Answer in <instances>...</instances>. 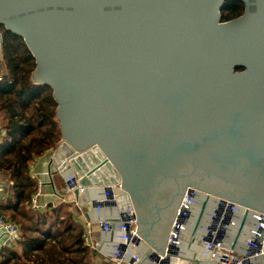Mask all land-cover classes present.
Here are the masks:
<instances>
[{
    "label": "water",
    "instance_id": "1",
    "mask_svg": "<svg viewBox=\"0 0 264 264\" xmlns=\"http://www.w3.org/2000/svg\"><path fill=\"white\" fill-rule=\"evenodd\" d=\"M242 2L224 22V0H0V27L37 60L31 81L54 92V165L80 205L116 187L109 239L136 218L140 264H216L205 228L240 251L248 214L264 217V0Z\"/></svg>",
    "mask_w": 264,
    "mask_h": 264
},
{
    "label": "trees",
    "instance_id": "2",
    "mask_svg": "<svg viewBox=\"0 0 264 264\" xmlns=\"http://www.w3.org/2000/svg\"><path fill=\"white\" fill-rule=\"evenodd\" d=\"M223 4L224 22L245 11L242 0H224ZM0 30L7 69L0 80V113L5 114L0 125L5 132L0 138V172L9 175L11 189L10 196L0 201V215L22 228L18 248L5 253L2 264H95L85 231L70 212L61 215L62 207L48 205L40 213L32 207L39 185L31 175L34 159L54 150L62 137L57 104L50 87L32 83L36 59L23 37L4 27Z\"/></svg>",
    "mask_w": 264,
    "mask_h": 264
},
{
    "label": "built area",
    "instance_id": "3",
    "mask_svg": "<svg viewBox=\"0 0 264 264\" xmlns=\"http://www.w3.org/2000/svg\"><path fill=\"white\" fill-rule=\"evenodd\" d=\"M51 151L50 154H52ZM48 154V153H47ZM35 164L40 160L38 158L34 159ZM37 169V168H36ZM39 177V189L36 192L37 194L32 199V207L34 210L44 213L48 205H54V197H59L63 202H67L66 197L72 196L74 201L70 202L73 206L75 212L72 213V217L77 225H81L85 231V239L88 245L90 241V237H93V226H95L94 222H89L85 215L86 214H96L98 217L106 213L104 208V203L111 202L116 200L117 195L115 194L114 188L115 186H110L109 190L113 192L105 193V196L97 200L99 203L97 206H93L91 202L84 203L82 205L79 204L78 201L75 200V191L79 190L82 194L84 193L83 189L80 188L77 184L76 186V176H70L68 178L62 176L61 173L57 170L54 162L52 160V164H49V168L43 172V174L37 173ZM51 177L52 181L49 179ZM63 180V184L65 188L59 190V181ZM43 185H49L52 190V195H46L41 192V188ZM10 188L9 183L1 184L0 183V194L4 193L6 189ZM65 190L66 193L62 191ZM195 190L189 191L187 194L194 196ZM186 194V196H187ZM112 198L110 199V197ZM51 199V201L46 202L47 199ZM189 203L194 204V200L190 198ZM188 207V205H186ZM231 210L233 212L239 211L236 206H232ZM116 211L114 209L109 210L108 212ZM134 210L132 207L128 206L127 213L131 214ZM244 213H242L243 215ZM249 216L246 219V224L243 228V234L245 238H248L246 242V255L239 254L237 250H233L231 247L227 248L223 246V238L219 237L218 234L220 232L221 223L218 225L216 229L209 230L207 228L204 229V233H208L212 237V243L207 244L206 248L212 251L211 256L208 258L210 263L215 262L216 264H254V260L260 259L264 256V217L260 214L251 212L248 214ZM117 217L118 219H122L120 212L111 213L109 216ZM217 218L214 214H212L211 219ZM224 217H220L219 220L222 221ZM104 233L110 234L111 225L107 220L106 216L101 217L97 224ZM138 224H136V218H128L127 221L120 220L117 226V230L114 235L115 241H117V248L124 245L126 247L124 252L114 251L112 253V257H110L109 261L112 264H140L141 258L135 253L138 243L134 240L137 237ZM248 235V237L246 236ZM221 236H225L222 234ZM22 240V228L14 221H10L4 216L0 215V244L2 248L11 249L15 247ZM90 246L95 251L97 247V242L91 240ZM116 248V249H117ZM207 255V254H206ZM130 260L133 263L129 262Z\"/></svg>",
    "mask_w": 264,
    "mask_h": 264
},
{
    "label": "crops",
    "instance_id": "4",
    "mask_svg": "<svg viewBox=\"0 0 264 264\" xmlns=\"http://www.w3.org/2000/svg\"><path fill=\"white\" fill-rule=\"evenodd\" d=\"M3 138L4 137V132L1 130V127H0V138ZM51 153V152H50ZM46 154L45 156H43L41 159H39L40 161L38 163H34L33 166H32V170H31V175L34 179L38 180V183H40L39 181V177L37 176L36 172L39 173V174H43V172H45V170H47L49 168V164H52V154ZM43 160V161H42ZM37 168V169H36ZM61 181H59L60 183ZM0 183L1 184H5V183H9L10 184V177L7 173H3V172H0ZM39 186L38 185V189H39ZM62 190V188H60ZM5 192L4 193H1L0 194V201H2L3 199L7 198V196H10V193H11V189H6L4 190ZM41 192L46 194V195H52V191H51V188L49 187V185H43V187L41 188ZM63 193H66L65 190L62 191ZM5 194V195H4ZM98 197V194L96 192H94L91 196L92 199H95ZM54 205L56 204H60L61 202V199H59L58 197H54ZM98 200V199H96ZM116 213L118 211H115ZM114 211H112L111 213H115ZM110 212L108 213H105L103 217H109L111 215ZM99 217L94 214L93 216V222L95 223V225L97 224V219ZM93 237L91 238L90 237V241L89 244L91 245V243H93L91 240L94 239L95 242H97V245H99L101 242H104L105 244H109L110 245V248H111V252L113 251V249L115 250L117 248V241H115V236L113 237V240H110L109 239V235L104 233L102 231V229L98 226H96L94 228L93 226ZM2 244H0V264L4 263V254L7 253L8 251L9 252H12V250H16L18 248V246H15L11 249H6V248H2L1 247ZM88 245L91 250H92V254H93V259H94V262L95 264H112L110 263L109 259L110 258H107V255H104V254H101V253H94V250L92 249V246ZM237 252L239 254H242V255H246V246H244L240 251L237 250ZM206 262V261H204Z\"/></svg>",
    "mask_w": 264,
    "mask_h": 264
},
{
    "label": "rangeland",
    "instance_id": "5",
    "mask_svg": "<svg viewBox=\"0 0 264 264\" xmlns=\"http://www.w3.org/2000/svg\"><path fill=\"white\" fill-rule=\"evenodd\" d=\"M2 61V62H1ZM0 80L1 79H3L5 76H6V74H7V69H6V66H5V62H4V60H3V51L0 53ZM1 114V116H0V125L1 126H3L4 125V123H2V121H3V119H4V117H5V114L2 112V113H0ZM4 132V131H3ZM4 136H5V132H4ZM62 138V137H61ZM0 141H1V139H0ZM61 144V141H60V143H59V145ZM59 145L54 149V150H52L53 152L55 151V150H57L58 148H59ZM45 156V155H44ZM41 159V158H40ZM43 161V160H42ZM35 162V161H34ZM38 181V180H37ZM59 181H61L60 183H59ZM59 181H57L58 183H59V190H61L60 188H65V185L63 184V180L62 179H60ZM64 199H66L67 201H69V202H63L62 200H61V202H60V204L58 205H55L54 207L55 208H61V210H60V214L61 215H64V214H66L67 212H70L71 214L73 213V212H75L74 211V209H73V206L71 205V203H70V200H68V197H66V198H64ZM62 218V220L64 219V216H62L61 217Z\"/></svg>",
    "mask_w": 264,
    "mask_h": 264
},
{
    "label": "flooded vegetation",
    "instance_id": "6",
    "mask_svg": "<svg viewBox=\"0 0 264 264\" xmlns=\"http://www.w3.org/2000/svg\"><path fill=\"white\" fill-rule=\"evenodd\" d=\"M5 28V27H4ZM24 40V39H23ZM25 42V41H24ZM36 69H37V60H36V68H35V70H34V72L36 71ZM33 74V73H32ZM32 74H31V76H32ZM50 75H53V73L52 72H48V71H46L45 70V72H40V74H39V76H41V77H47V76H50ZM32 78V77H31ZM33 83V82H32ZM43 86V85H42ZM52 90V89H51Z\"/></svg>",
    "mask_w": 264,
    "mask_h": 264
},
{
    "label": "bare ground",
    "instance_id": "7",
    "mask_svg": "<svg viewBox=\"0 0 264 264\" xmlns=\"http://www.w3.org/2000/svg\"><path fill=\"white\" fill-rule=\"evenodd\" d=\"M49 179L52 181L51 177H49ZM58 198H59V197H58ZM59 199H60V198H59ZM49 201H51V199L48 198V199L46 200V202H49ZM96 226H98V225H95L94 228H95ZM98 227H99V226H98ZM246 236L248 237V235H246Z\"/></svg>",
    "mask_w": 264,
    "mask_h": 264
}]
</instances>
